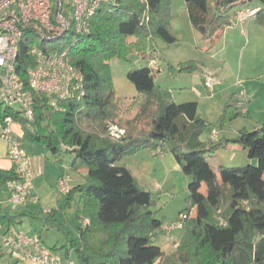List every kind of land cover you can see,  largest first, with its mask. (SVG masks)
Listing matches in <instances>:
<instances>
[{
    "label": "trees",
    "instance_id": "1",
    "mask_svg": "<svg viewBox=\"0 0 264 264\" xmlns=\"http://www.w3.org/2000/svg\"><path fill=\"white\" fill-rule=\"evenodd\" d=\"M257 2L261 7L255 8L256 21L264 26V0H185L190 21L210 46L208 50L231 25L237 9ZM170 13V0L104 3L91 20V31L80 37L70 52V60L84 74L85 97L62 100L64 110L54 112L49 98L38 95L33 119L14 114L23 125V140L43 145L60 161L62 154H71L72 167L87 172L85 181L65 194L69 202L80 195L84 206L77 209L79 235L62 248L72 249L79 264H264V122L253 129H241L235 140L258 164L229 166L220 161L217 175L207 155L232 140L202 141L207 121L200 117L198 103H177L155 81L153 67L146 66L131 69L128 78L142 97V113L156 106L150 125L119 140L103 135L106 122L115 121L119 106L114 100L111 60L123 54L124 41L130 38L150 58L154 55L148 54L147 45L152 40L177 41ZM18 61L22 72L32 63L26 44ZM192 65L187 69L197 68ZM235 97L226 104L222 125L242 115ZM86 121L93 130L82 128ZM143 149L171 152L190 178L189 205L181 212L189 215L185 234L170 253L156 244L167 232L165 216L152 208V192L128 166L118 164ZM17 179L14 168H0V184ZM203 184L206 192H202ZM227 196L228 207L219 217ZM22 216L1 212L0 223L18 224ZM86 218L90 222L83 225ZM51 220L57 223L55 218Z\"/></svg>",
    "mask_w": 264,
    "mask_h": 264
},
{
    "label": "built area",
    "instance_id": "2",
    "mask_svg": "<svg viewBox=\"0 0 264 264\" xmlns=\"http://www.w3.org/2000/svg\"><path fill=\"white\" fill-rule=\"evenodd\" d=\"M110 2L116 0H0V138L8 142L9 158L18 174L17 180L8 183L10 201L15 205H24L33 195L35 174L33 157L23 142V125L14 114L33 119L38 95L49 98L48 105L54 112L64 110L62 100L80 101L85 97V77L70 60V52L72 45L91 31V20L99 8ZM257 11L240 8L234 18L245 22ZM24 44L32 63L22 72L18 59ZM216 82L214 75L204 76L209 90ZM211 139H216L215 133ZM59 186L67 193L71 188L69 176H61ZM188 218L184 212L166 225L167 239L175 228L184 227ZM89 222L87 218L82 221L83 225ZM3 245L14 258L30 264H79L71 251L51 249L39 233L9 230L3 236Z\"/></svg>",
    "mask_w": 264,
    "mask_h": 264
},
{
    "label": "rangeland",
    "instance_id": "3",
    "mask_svg": "<svg viewBox=\"0 0 264 264\" xmlns=\"http://www.w3.org/2000/svg\"><path fill=\"white\" fill-rule=\"evenodd\" d=\"M170 6V24L172 25V18L176 19L178 15H183V13L186 12L185 0H170ZM185 33L186 34H183L180 39L177 34L173 32V34L177 37V41L174 43H167L162 39H155L152 40L151 43H148L147 52L148 54H153L154 58H150L149 56L143 54L141 48L135 45L133 40L134 38L124 41L126 43V49L123 54L118 58L112 59L110 62L114 80V100L119 102V106L116 110L117 117L115 121L108 120L106 122V129L103 134L104 136L119 140L124 136L135 135L137 130H140L138 133H141L151 123L156 106L152 105L147 112L142 113V109L140 107L142 97L138 93L136 86L128 78V72L131 69L146 66L154 67L153 73L155 81L168 90L177 103H182L185 99H196L193 92L195 86L194 76L201 75V71H207L208 74H212L217 78V82L214 86L221 82V79L218 80V76L222 78L225 74L226 68L229 69L228 65L224 68V65L222 66L221 63V60L224 59V55L226 56V52H219L217 47H211V49L208 50L210 47L208 44L205 45L207 49L204 48V39L201 37H199L197 43H192V41L189 40L191 39V35L186 30ZM234 53V50L229 49L227 57L231 59L234 64H236L237 62ZM246 62H248L252 67L257 66L258 70L261 73H264L263 56L250 57L249 59L245 58L244 63ZM190 63L197 66V68L193 71L188 70L187 66H189ZM260 79H262V83H258V87L260 85L264 86V76L260 77ZM205 93L206 94L199 99V115L207 121V125L203 129L201 138L204 141H208L212 129H216L217 132L221 131V118L226 104L232 95H229L227 100H224L219 96L215 98L212 97L213 94L211 96L207 91H205ZM89 124L90 121L84 122L82 128L88 132L93 130ZM119 129L125 130L126 133L121 135L117 131ZM23 142L27 152L38 151L42 154L45 151L44 146L41 144H33L27 140H23ZM46 156V174L35 180V185L38 186V190L36 189V191L41 199H37L38 196L36 194L34 196V198L37 196V200H35L36 206L32 207L13 204L15 207L21 206L18 209H20V212L24 213V216H22L23 221L16 225L13 231L22 232L27 235L35 234L32 232L39 233L44 242L51 249H55V247H57L58 251L63 252L65 249L62 247L65 245L69 246L70 240L79 235L77 209L79 207L83 209L84 202L80 198V195H76L70 202L67 201L65 196L66 193L60 189L59 180L57 182V177L62 172L68 170V173L73 174L76 171L71 168V162L74 156L71 154H62L60 158L64 159V162L59 161V158L49 151H46ZM247 158L249 159L246 152L244 155L239 154L234 161L224 157L226 165L229 166L251 164L250 162H247ZM207 160L217 175H219L218 162L221 161L219 155L217 153L208 154ZM257 164V159H255L253 165L256 166ZM69 181L70 184H72V182H75L76 180L72 177ZM158 185L159 184L156 181H152L148 184L150 190L152 189V208L153 210L158 211V215H164L166 212L168 219L165 220V223H169L167 225H170L177 220L175 219L170 222L173 216H177L180 211H183L188 207V196L190 193L186 186L184 188V192L180 194H177V192L171 194V192H169L166 188L159 193L156 190L158 189ZM48 189H50V191ZM163 192L169 193L168 195L173 198V200H171L168 204H166L167 202L164 198V196L167 195ZM202 192H206L205 184L202 186ZM228 204L229 197L227 196L221 205V209L217 213L219 217H221L222 213L227 209ZM45 210L47 212H44ZM195 213L194 209L192 215ZM52 218L56 219V224L52 223ZM220 219L222 223H224L223 219ZM184 234L185 229L183 227H180L179 229L177 228L172 235H169L168 239L167 236H161L156 241V244L161 246L166 253H170L174 251L178 245H175L173 242L175 240L180 241ZM74 258L77 259L75 252ZM2 264L8 263L4 261ZM12 264L17 263L13 262ZM19 264H30V262L22 261L19 262Z\"/></svg>",
    "mask_w": 264,
    "mask_h": 264
},
{
    "label": "crops",
    "instance_id": "4",
    "mask_svg": "<svg viewBox=\"0 0 264 264\" xmlns=\"http://www.w3.org/2000/svg\"><path fill=\"white\" fill-rule=\"evenodd\" d=\"M185 7V14L183 13V15H178L176 19L172 18L171 29L177 34L178 38L180 39L183 34H186V30L191 35V39L189 40H191L192 43H197L199 37H201L202 39L203 37L193 27L189 18L186 3ZM260 7L261 4L253 3L250 6L243 8ZM231 21V25L226 27L220 40L214 46L218 48L219 52H226V56L224 55V59L221 60V63L222 66L224 65V68L228 65L229 69L226 68L225 74L222 78L217 75L218 80L221 79V82L217 83L212 90H209L204 84V76L208 74L207 71H203V74L201 73V75H195V86L193 92L196 96V99H185L184 101H182V103L188 101H196L198 103L199 112V99H201L206 94L205 91H207L211 96L213 94L212 97L214 98L219 96L224 100H227L229 95L236 96L235 100L239 101L238 105L242 108V115L238 118H235L230 123L222 125L220 132H217L216 129H212L209 136L210 140L212 134L215 133L216 140H219L221 138L232 140L227 144L225 148H222L214 153H217L219 155L223 164H226L224 157L231 161H234L239 154H245L246 151L242 148V146L239 143L235 142V140H237L239 137L240 130L243 128L253 129L264 122V86H257L258 83H262V79H260V77L264 76V73H261L258 70L257 66L252 67L248 62L244 63L245 58L249 59L250 57L257 56H263L264 58V26L256 21V17L248 19L245 22H238L234 18L233 14ZM203 41L204 48H206L205 45L207 43L205 40ZM229 49L235 51L234 55L236 57V64H234V62L227 57ZM139 131L140 130H137L135 135L139 134ZM201 140L204 141L202 138ZM28 153L33 157L35 185V180L46 174V150L42 154L38 151H29ZM61 162H64V159H62ZM247 162L254 163L255 160L247 158ZM118 164L128 166L133 174L138 178L140 183L149 190L150 187L148 186V184L152 181L158 182L159 187L157 186L158 189L156 190L159 193L164 188L169 190L171 194H174V192H177V194L184 192L185 186L188 189L190 178L183 172L181 164L177 161V159L171 152L158 153L150 149H143L135 153L134 155L124 157L121 161L118 162ZM0 168L6 170L13 169V164L9 158V144L2 138H0ZM71 168L75 169L73 167ZM75 170L76 171L73 173L74 175L68 173V170L62 172L60 175H58L57 182L61 176L66 175L69 176V179L74 177L76 180L75 182H72V184H70L71 187L83 183V180H85V175L87 173L86 170ZM36 189L38 190L37 185L34 186L33 195L29 197V199L23 206H36L35 200L41 199ZM48 190L50 191V189ZM167 192H163L165 195H167L164 196L167 202L166 204L173 200V198H171V196L168 195L169 193ZM36 194L38 196H36L37 199L36 197L34 198ZM20 207H15L10 201V188L8 183L4 185L0 184V213H10L12 215L22 214L24 216V213L20 212V209H18ZM46 210L44 212H47ZM181 212L182 211H180L177 216L174 215L170 222L177 219ZM164 216L167 220L168 216L166 212L164 213ZM21 221H23V217H21ZM18 224L8 225L0 223V264L4 263V261H6L8 264H12L13 262L19 264V262H22V260H17L16 258H14L10 253V249L3 245V236L9 230L13 231L14 227H16V225ZM167 224L169 223H165L164 227ZM176 229L177 228L172 231L171 235ZM173 243L177 245L179 241L175 240ZM67 251H71L72 255L74 256V251L72 249H65V251L63 252Z\"/></svg>",
    "mask_w": 264,
    "mask_h": 264
}]
</instances>
